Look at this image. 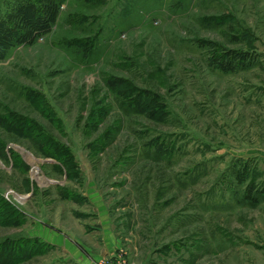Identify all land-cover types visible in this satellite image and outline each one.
Returning a JSON list of instances; mask_svg holds the SVG:
<instances>
[{"label":"rangeland","instance_id":"rangeland-1","mask_svg":"<svg viewBox=\"0 0 264 264\" xmlns=\"http://www.w3.org/2000/svg\"><path fill=\"white\" fill-rule=\"evenodd\" d=\"M60 9L0 55V258L35 239L17 264H264V0Z\"/></svg>","mask_w":264,"mask_h":264},{"label":"trees","instance_id":"trees-1","mask_svg":"<svg viewBox=\"0 0 264 264\" xmlns=\"http://www.w3.org/2000/svg\"><path fill=\"white\" fill-rule=\"evenodd\" d=\"M64 1L65 0H12V2L8 5L7 11L0 12V55H6L10 48L21 45L28 38L35 39V37H39L51 32L60 17V7L61 3ZM73 42L77 43V46L83 50V56L90 55L93 52V48H95L93 47L94 45L92 47L86 48L85 44H83V42L80 40ZM124 84L126 83H124L123 80L117 81V86L123 92L127 93L128 95L134 93V96L131 95L133 96L130 101L131 106H134L141 112L150 114V116H157V118L163 116V113H159L158 108L155 107V96L153 94V96H150L151 98L149 99L146 97L147 91L135 89L136 92H133L132 90H129V88L125 89ZM127 85L129 86L130 84ZM7 126L9 128L21 130V132L25 134L26 132L31 133V130L26 129L27 127L20 123H11V125L8 124ZM47 140L48 139L45 137L37 141L39 147L43 150L45 149L44 151H49L48 148H54L55 152H53L52 155L57 156L58 158H71V155L68 154L69 152L64 146L57 145L55 148L53 145L56 144L55 142L57 141H55L50 144V147H48L46 144ZM63 162L65 161L63 160ZM65 164L67 165L66 162ZM248 174V172L242 173L243 180L248 178ZM28 240L29 239H24L21 241V243H19L18 240L15 243H12L14 244L12 247L7 244L6 247L9 251L15 248L17 251H14L11 257L7 259L0 258V264H17L18 262H21L26 258L37 254L41 249L39 248L36 240L34 239L32 240V243L30 242V244H27Z\"/></svg>","mask_w":264,"mask_h":264},{"label":"crops","instance_id":"crops-1","mask_svg":"<svg viewBox=\"0 0 264 264\" xmlns=\"http://www.w3.org/2000/svg\"><path fill=\"white\" fill-rule=\"evenodd\" d=\"M90 250V249H89ZM89 250H87L86 252H88L87 254H88V256H87V254L86 253H84V252H77V253H73L72 255H73V258L76 260V261H78V263L79 264H95L94 263V261H93V259L95 258V257H97V256H99V254L97 255V254H95V255H93L92 257H91V255H92V251H89Z\"/></svg>","mask_w":264,"mask_h":264}]
</instances>
